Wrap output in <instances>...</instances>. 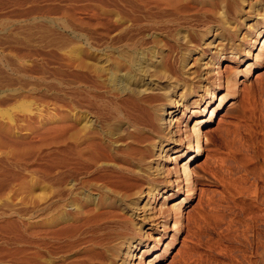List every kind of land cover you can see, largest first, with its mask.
<instances>
[{
    "label": "bare ground",
    "instance_id": "1",
    "mask_svg": "<svg viewBox=\"0 0 264 264\" xmlns=\"http://www.w3.org/2000/svg\"><path fill=\"white\" fill-rule=\"evenodd\" d=\"M124 2L126 15L112 20L106 38L108 67L98 65L96 73L87 74L78 55L85 50L83 43L90 44L89 39L83 42V36L76 37L65 44V63L70 64L74 55V62L82 70L80 76L90 80V92H82L79 110L73 104L75 97L67 95L65 135L59 142L54 139V148L63 142L61 146L67 151L69 174L65 175L69 180L42 177L36 220L31 221L34 217L29 212L18 214L24 221L20 227L10 224L2 248L6 254L4 264H133L136 250L140 253L143 249L141 257L156 249L152 234L144 236L142 232L147 221L161 240L170 219L171 241L152 261L164 258L181 231L183 204L191 203L199 182L208 181L209 176L198 175L192 180L196 171L187 166L204 150L199 127L209 123L223 102L236 92V75L246 76L263 64L264 41L244 73L229 71L221 76L218 72L221 60H248L264 31V0ZM254 11L259 16L255 25L260 27L251 28L234 47V37ZM98 30L92 38L101 45ZM201 67H205L204 74L216 70L215 75L211 73L214 78H203ZM221 77L232 95L226 93L208 119L195 121L191 132L183 137L179 126L191 116L197 117L191 112L194 108L202 106L203 112L212 105L221 88ZM79 95L81 91L77 99ZM181 155L186 159L180 167L185 195L172 211H156L158 216L154 217L149 211L156 197L173 190V183L176 190L170 196H177L182 189L174 167L171 170L163 163L175 162Z\"/></svg>",
    "mask_w": 264,
    "mask_h": 264
},
{
    "label": "rangeland",
    "instance_id": "2",
    "mask_svg": "<svg viewBox=\"0 0 264 264\" xmlns=\"http://www.w3.org/2000/svg\"><path fill=\"white\" fill-rule=\"evenodd\" d=\"M124 5V0H0L1 249L7 242L10 224L14 222L16 227H20L22 222L24 224L20 214L30 212L34 217L39 213L42 177H52L53 181L69 180L66 178L69 167L67 151L61 146L63 142L54 148V139L59 142L65 135L67 95L77 99L81 91L79 99H72L74 106L79 107L77 104H81L84 89L90 92L89 79H84V83L81 71L92 75L99 66L106 64L108 67L110 54L106 38L111 32L112 20L126 15ZM256 12L237 33V39L234 37V47L240 45L243 35L251 32V28L260 27L255 25L259 18ZM97 24L99 30L96 29ZM97 30L101 45L93 42L92 37ZM82 36L83 42L89 39L87 43L90 44L81 45L85 48L78 55L84 62L81 70L74 62V55H71L70 64L65 63L64 48L68 41ZM257 41L248 60L240 63L221 60L219 75L229 71L244 73L264 41V31ZM262 63L246 76L236 75V92L233 95L230 93L232 90H226L221 77V88L212 105L203 112L202 106L194 108L191 112H196L197 117L191 116L187 123L182 122L179 126L184 137L191 132L195 121L208 119L210 111L217 107L226 93L232 95L218 108L209 123L199 127L204 150L187 166L196 171L192 180L196 175L209 177L206 178L208 181L196 185L191 203L183 204V223L174 244L164 258L152 261L171 241L173 226L168 219L164 238L158 240L159 236L149 229L150 224L153 225L149 220L142 232L144 236L152 234L156 239L155 255L140 257L143 249L140 253L136 250L135 257L131 259L133 264H138L139 257V264H264V59ZM203 68L200 70L203 78L210 75L209 79H213L216 70L211 72L213 74H204ZM104 75L101 74L102 77ZM69 89L73 93L76 91L77 96ZM184 161L186 159L181 155L175 162H163L171 170L174 167L182 189L177 196H170L176 190L175 183L170 184L173 190L164 197H156L150 215L157 217L158 212H170L179 205L177 202H181L185 192L180 167ZM173 176L170 180L174 179ZM13 214L19 215L15 217ZM34 218L31 221L35 222ZM184 224L186 227L183 228ZM157 228L162 230V227ZM0 259V264H4V249Z\"/></svg>",
    "mask_w": 264,
    "mask_h": 264
}]
</instances>
